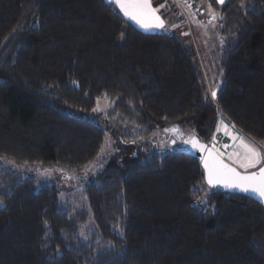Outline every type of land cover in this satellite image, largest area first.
Instances as JSON below:
<instances>
[{
	"label": "trees",
	"instance_id": "16d2710c",
	"mask_svg": "<svg viewBox=\"0 0 264 264\" xmlns=\"http://www.w3.org/2000/svg\"><path fill=\"white\" fill-rule=\"evenodd\" d=\"M209 2L215 97L173 30L141 31L105 0H0V264H264V206L211 187L201 199L185 143L209 142L214 106L264 143V0ZM28 167L84 170L87 208L60 206Z\"/></svg>",
	"mask_w": 264,
	"mask_h": 264
},
{
	"label": "rangeland",
	"instance_id": "374dc122",
	"mask_svg": "<svg viewBox=\"0 0 264 264\" xmlns=\"http://www.w3.org/2000/svg\"><path fill=\"white\" fill-rule=\"evenodd\" d=\"M195 4L199 5L202 9L201 13L195 12V16L192 21L189 18L182 17V23L184 21L187 23L182 24L183 30H175L174 32L178 35H184V37L190 38L195 46V51L197 57L200 59L201 70L206 81L207 90L209 92L213 91L215 80L219 78L220 74H215L214 71L218 64V57L221 54V48L219 43V33L217 17L218 11L214 5H212L210 0H192ZM227 0H224V2ZM165 2H170L171 0H165ZM211 4V9L209 5ZM220 6V3H216ZM198 6V7H199ZM192 8V7H191ZM186 33V34H185ZM108 100L106 98H100L97 100V105L94 111L102 112L108 106ZM110 106H108L109 108ZM227 125V129L225 128ZM203 129L209 132V142L211 145L228 163L235 166L232 160L229 159L230 154L241 151L239 148L240 140L242 139L245 143L256 148L260 152L262 160L260 165L264 162V143H258L248 135L244 134L242 131L236 127H230L224 114L218 109L217 106L211 110ZM227 133V134H226ZM225 135L229 142L224 146H219L215 143V135ZM236 137V139H234ZM107 148V144L104 145V149ZM108 149L105 151L108 152ZM106 161V160H105ZM106 164V162H104ZM92 165V164H91ZM259 165V164H258ZM258 165L256 167H258ZM255 167V168H256ZM15 169H20L18 165L14 166ZM255 168H250L248 171ZM238 170L243 172V169L237 167ZM23 176H31L36 179L35 188L46 183H55L58 186V203L63 208L78 209L87 208V199L85 192L83 191L84 186L76 183L84 175V170H80L71 175L70 179L63 178L59 172H52L50 174L44 175L38 172L35 167H28L23 171ZM209 186L204 183L200 185L201 189V199H203L208 193ZM93 226L92 220L86 222L85 227Z\"/></svg>",
	"mask_w": 264,
	"mask_h": 264
},
{
	"label": "snow or ice",
	"instance_id": "6c2138e0",
	"mask_svg": "<svg viewBox=\"0 0 264 264\" xmlns=\"http://www.w3.org/2000/svg\"><path fill=\"white\" fill-rule=\"evenodd\" d=\"M108 2L117 5L126 17L134 20L145 30L164 28V21L157 15V9L151 6L150 0H108ZM215 2L223 4L224 0H215ZM160 7L164 8L166 5L162 4ZM209 9H211V4ZM212 95L215 97L216 92L213 91ZM227 127L225 125L226 129ZM186 143L188 142L186 141ZM191 143L193 147L197 146L195 140ZM200 147L203 148L202 145ZM239 148L241 151L232 153L229 157L236 167L226 164L210 154L209 159L204 160L206 180L212 186L222 184L226 188L251 192L260 202H264V167H261L258 172L248 171V169L255 168L261 163V154L255 147L245 143L242 139ZM237 167L244 171H238Z\"/></svg>",
	"mask_w": 264,
	"mask_h": 264
},
{
	"label": "water",
	"instance_id": "95a60500",
	"mask_svg": "<svg viewBox=\"0 0 264 264\" xmlns=\"http://www.w3.org/2000/svg\"><path fill=\"white\" fill-rule=\"evenodd\" d=\"M216 90H217V88L214 91H216ZM193 140H195L197 142L196 147H193V145L191 143V141H193ZM187 142L188 143H186V141H185V143L187 144V148H186L187 152L190 154H193L196 158L199 159L200 165H201V168H202L203 174H204V181L209 187L218 188L224 192L246 195L248 197L253 198L254 200H256L257 202H259L260 204H262L264 206V202H260L258 200V198L251 192H243V191H240L239 189H235V188H226L222 184H218V185H214V186L209 185L207 180H206V170L204 168V160L209 159L210 154H211L212 156L217 157L218 159L222 160L226 164H230V163H228L211 145L200 140L197 136H192L191 138H189L187 140ZM201 145L203 146V148L200 147ZM233 167H235V166H233ZM261 167H264V162L260 166H258L257 168H255L253 170H250L249 172H253V171L258 172ZM238 171H240V170H238Z\"/></svg>",
	"mask_w": 264,
	"mask_h": 264
},
{
	"label": "crops",
	"instance_id": "0c3cea01",
	"mask_svg": "<svg viewBox=\"0 0 264 264\" xmlns=\"http://www.w3.org/2000/svg\"><path fill=\"white\" fill-rule=\"evenodd\" d=\"M105 1L108 2V0H105ZM193 3H194V2H193ZM111 4H112V3H111ZM150 4H151V6H152L153 8L157 9V15H159V16L161 17V19L164 21L163 17L161 16V12H162V10H163L164 8H161L160 5H162V4L165 5V0H150ZM112 5L116 8V10L120 13V15H121L124 19H126L127 21H129L130 23H132L134 26H136L138 29H140L141 31H144V32H156V31H163V30H167V29H170V30H173V31H174V29H175V30H183V26H182V24H185V23H186L185 21H184V23H182L183 21H180V22H176V23H173V24H171V25H168V23H166V22L164 21V28H154V29H150V30H145V29L142 28L139 24H137L134 20H132V19L126 17V16L123 14V12L121 11V9H120L117 5H115V4H112ZM198 6H199V5H197V4L194 3L193 7L191 8V7H188V6L184 5V4H182V5H181V9H182V11L185 13V14H184V17L189 18V20L192 21V19H193L194 17H196V16H195V12H196V11H199V12L201 13V11H202L201 7H200V6L198 7ZM180 12H181V10H180ZM180 12H179V13H180ZM180 16H181V13H180ZM181 17H182V16H181ZM186 24H187V23H186ZM185 34H186V33H185ZM227 122H228V124H229L230 127H231V126L233 127V125H232L231 123H229L228 120H227Z\"/></svg>",
	"mask_w": 264,
	"mask_h": 264
},
{
	"label": "built area",
	"instance_id": "2783aa9c",
	"mask_svg": "<svg viewBox=\"0 0 264 264\" xmlns=\"http://www.w3.org/2000/svg\"><path fill=\"white\" fill-rule=\"evenodd\" d=\"M171 3L178 9L179 12L181 10L180 13L182 17L184 16L185 13L182 11L181 5L184 4L188 7H193L194 5L192 0H171ZM214 140L215 143H217L219 146H224L229 142L228 138L225 135H220V134L215 135Z\"/></svg>",
	"mask_w": 264,
	"mask_h": 264
}]
</instances>
